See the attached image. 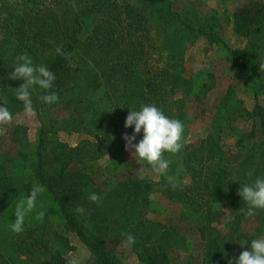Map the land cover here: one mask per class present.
I'll list each match as a JSON object with an SVG mask.
<instances>
[{
	"label": "trees",
	"instance_id": "16d2710c",
	"mask_svg": "<svg viewBox=\"0 0 264 264\" xmlns=\"http://www.w3.org/2000/svg\"><path fill=\"white\" fill-rule=\"evenodd\" d=\"M135 2L138 4L123 2L121 5L119 0H0V106L4 104L12 117L24 111L22 102L15 97V89L24 81L11 80L9 76L14 72L17 57L28 55L33 66L43 65L55 74L53 86L47 92L38 87L30 90L34 112L37 114L42 109L50 112L54 107V104L44 103L41 96L66 92L71 110L58 119V128L82 133L85 137L67 154L65 164L58 156L56 144L47 135L33 146L36 160L31 158L26 140L16 137L20 126L3 138L0 136V143H19L17 151L13 150L14 155L0 152V224L13 218L9 214L13 202L21 196L27 197L36 181L47 189L68 221L66 229L79 240L88 242L97 233L104 240H110L119 234L117 221L105 222L100 214L103 216L102 210L107 207L102 204L115 203L113 196H121L123 190L114 187L107 195V191L97 188L99 184L106 185L110 175L100 158L118 143L120 147L110 154V159L114 167L122 163L121 153L126 149L123 135L134 134V126L125 128L129 110L138 111L142 105L154 104L169 118L180 120L185 130L186 110L192 102L196 104L194 119L202 120L209 112L213 116V128L197 150L186 154L184 168L193 174L192 178H198L196 186L202 188L209 201L206 208L191 203L184 205L177 220L195 227L200 244L195 257L202 264H234V258L242 251L250 250L252 240L264 237V209H257L255 216L248 217L249 206L238 195L241 185L264 178V105L261 104L264 75L259 70L264 58V33H261L264 31V0H241L230 15L232 31L237 37L248 41L254 37L262 39L257 50L249 46L227 53V61L243 82L253 88L252 111L238 100L236 104L229 103L226 95L216 99L211 109L203 107L205 97L218 83L213 72L207 73L190 95L185 91L186 80L178 63L166 62L160 69L148 64L154 52L149 45L153 40L154 18L172 20L184 28V35L191 36L198 29L186 24L184 17L198 12L203 6L202 0ZM257 33L259 35L255 36ZM57 48L62 54L57 53ZM249 118L253 119L252 124L239 132L235 142L241 159L232 169L233 165L227 166L222 157V135ZM258 134L261 143L259 153H255L251 145ZM95 136H104L106 140L87 139ZM142 138L143 132L136 142ZM210 164H214L212 172H205L203 168ZM45 165L52 167L47 180L42 174ZM24 166L32 169V173L22 172ZM94 177L97 181L92 182ZM90 193H96L103 201L91 202ZM77 207L85 211L79 213ZM147 207V197L141 196L140 191L130 192L117 202V209L124 218L123 228L138 237L130 246L135 260L141 264H186L190 257L185 247L187 239L181 235L178 225L140 218L139 214L142 216ZM218 207L217 210L233 217L224 235L215 221L217 211L214 209ZM91 210L101 213H90ZM250 219L253 225L248 230L245 224ZM8 224L11 227V223ZM1 232L4 233L3 227H0ZM11 232L0 238L2 248L7 247L11 253L7 259L0 257V264H12L19 258L23 259V264H68L67 254L73 246L64 233L52 227L47 217L36 224L24 225L21 233ZM95 243L94 260L89 264H121L106 248V243ZM195 249L196 252L198 248Z\"/></svg>",
	"mask_w": 264,
	"mask_h": 264
},
{
	"label": "rangeland",
	"instance_id": "374dc122",
	"mask_svg": "<svg viewBox=\"0 0 264 264\" xmlns=\"http://www.w3.org/2000/svg\"><path fill=\"white\" fill-rule=\"evenodd\" d=\"M135 1L136 0H119V4L122 5L123 2H129L137 5L138 2ZM202 1L203 6L198 12L194 13V15L184 17L186 24L198 29L196 30L198 33L195 31L191 36L184 35V28L172 20L166 22L164 20L157 21L158 18H154L152 21L153 27L151 29L153 40L149 42L154 52L153 55L149 57L148 64L152 67H156V69H160L166 62L178 63L184 72L183 76L186 80L185 91H189L190 95L193 94L205 80L207 73L213 72L218 83L216 88L212 89L207 94L202 106L209 110L214 105L216 99L226 95L229 103H235V101L238 100L244 107L252 111L255 103L252 93L253 88L250 87V84L243 82L238 72L227 61V53L232 49H244L249 46H253V48L257 50L261 45L260 41L262 39L254 37L251 41H248L247 39L237 37L233 33L230 15L241 0ZM261 33H264V31ZM258 35L259 33L255 36ZM260 36H263V34H260ZM257 62L259 64L260 59L259 61L257 60ZM261 62H264V58ZM261 74L264 75V73ZM58 97V101L53 103L54 107L50 112L42 109L37 114L33 112V114L28 115L25 113V110L14 114L9 124L0 126V136L3 138L10 130L20 126L21 129L18 131L16 137L17 139L19 137L20 139L26 140L31 158L36 160L38 157L34 154L35 151L33 146L38 143L40 137L43 138L47 135V137L52 138L53 142L56 144L58 156H60L66 164L67 162L65 159L67 154L85 137L82 133L66 132L58 128V119L65 117L71 110L67 102L66 92L58 94ZM261 104L264 105V99L262 98ZM195 107L196 104L192 102L188 103L186 110L187 124L184 130L185 142L183 143L182 149L176 154L168 153L164 156V159L169 162V168L166 174H156L151 169V166L145 161L139 160L138 157H133L126 149L121 153L122 163L114 167L110 159V154L114 153L116 149L120 147L115 139L116 146L110 149L105 157L102 156V158H100L101 165L105 168L106 173H110V175L107 174L109 176L108 183L106 185L99 184L97 188H101L102 191H107V195H109L108 193H110L114 187H122L123 190L121 194L122 197L119 195L113 196L115 203L102 204V206L106 205L107 207L106 210H102L104 213L103 216L100 214L101 211H90V213L93 211L98 212L108 224H111L114 219H116L118 227L117 232L119 234L114 236L112 234L113 237L110 240L108 239V242L104 240V237H99V233L88 242H83L79 240L73 232L67 230L66 224L68 221H66L67 219L65 216L52 201L46 188L45 191L38 196L34 211L25 217L24 225L30 226L38 223L40 220L36 219L37 214L39 212H44L45 217L50 220L52 227L64 233L69 238L73 249L67 254V258L70 260L75 257L78 259L79 264H89L94 260L95 253L93 248L96 244L95 242H107L106 248L112 251L113 256L121 264H141L135 260L131 248L124 243L129 233L123 228L124 218L119 208L117 209V202L120 198H125L130 192L140 191L141 196L144 195L147 197L148 207L147 210L143 211L142 216L139 214V217L164 225H168L171 222L177 224L181 231V235L187 239L185 247L190 257L186 264H202V262L195 257L200 247L195 227L193 228L191 225L179 223L177 220L178 216L183 213L184 205L189 206L188 203H191L194 204L195 207L199 208L201 206L202 208H206V203L209 201L203 194L202 188L196 186L198 178H192L193 174L189 171L187 172L184 168L186 154L189 151L197 150L199 146H201L203 140L210 135L213 128L211 123L213 116L209 112L204 115L202 120L194 119ZM255 120H257V118H255ZM252 121L253 119L249 118L245 122H240L234 126V129L228 130L222 135V141L220 142L223 152L222 157L227 166L233 165L232 169H234L236 164H238L237 162L241 159L240 154L237 153L235 148V142L239 137V132L242 129L250 127ZM83 128L85 129L86 127L83 126ZM87 139L91 141H95L96 139L106 140L104 136H95L94 138L87 137ZM260 143L261 137L258 134L256 140H254L251 145L255 153L260 149ZM18 145L19 143H12L11 145L8 141H5L4 143H0V152L2 150L3 153L7 152L9 156L14 155L15 152L13 153V150L17 151ZM257 158L259 159V157ZM214 163L217 164V162ZM213 165L214 164L205 166L203 170L209 172L214 168ZM43 170L44 172H42V174H44V179L47 180V177L51 175L52 167L50 165H45ZM24 171H31L32 173L33 170H28L26 166H24L22 172ZM169 177L175 178L176 187H173L172 184L169 183ZM93 181H97L96 177L93 178L92 182ZM136 181L138 182L135 183ZM36 184H39V182L36 183V181H34L32 187ZM23 198H25V196H21L13 202L11 210H9V214L13 215V218L9 220L8 223L12 224L15 220L16 205L18 201ZM181 200L184 201L183 204ZM100 201H103V199ZM217 209H220V207L214 209V211H217L215 221L222 235H224L227 233L226 225L227 223H231L233 217L225 213V211H219ZM8 223L6 222L5 224L1 222L0 227H3L4 233L1 232L0 238L12 234L11 227ZM252 225L253 220L250 219V221L245 224V228L251 230L250 228ZM134 237L136 241L138 237ZM195 248H198L196 252L194 251L196 250ZM10 256L11 253L8 248H2L0 244V257L7 259ZM21 261H23V259L19 258L14 260L12 264H23Z\"/></svg>",
	"mask_w": 264,
	"mask_h": 264
},
{
	"label": "clouds",
	"instance_id": "9594fccd",
	"mask_svg": "<svg viewBox=\"0 0 264 264\" xmlns=\"http://www.w3.org/2000/svg\"><path fill=\"white\" fill-rule=\"evenodd\" d=\"M57 53L62 54L60 48ZM261 73H264V62H260ZM11 80H23L24 83L15 89V97L22 102L25 113L33 114L34 109L31 99V89L38 87L47 92L51 89L55 81V74L47 67L33 66L32 59L28 55L17 57V63L14 72L9 76ZM47 104H53L59 97L55 93H49L40 97ZM13 117L9 109L3 104L0 106V126L7 125ZM134 134L123 135L126 151H129L133 157L145 161L156 174H166L169 168V162L164 159V153L176 154L183 147L184 125L178 119H171L164 114L154 104L142 105L140 110H129L125 120V128H133ZM143 132V138L137 143V136ZM251 172L248 173L251 176ZM169 183L176 187L175 178L169 177ZM45 191L42 185L33 186L29 195L18 201L15 209V220L11 224V230L14 233H21L24 230L25 217L32 213L36 208V201L40 194ZM238 195L248 204V217L255 216L257 209H264V178H257L252 184L241 185ZM89 200L93 203H99L101 198L96 193L89 194ZM76 211L83 213L82 207H77ZM44 212H39L37 220L43 221ZM124 243L127 246L135 244V237L131 234L126 236ZM68 264H79L77 258L73 257ZM234 264H264V237L251 241L250 250H244L238 258H234Z\"/></svg>",
	"mask_w": 264,
	"mask_h": 264
}]
</instances>
